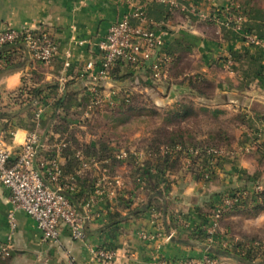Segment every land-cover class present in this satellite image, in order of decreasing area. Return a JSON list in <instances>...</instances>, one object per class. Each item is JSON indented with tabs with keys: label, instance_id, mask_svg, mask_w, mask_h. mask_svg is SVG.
Instances as JSON below:
<instances>
[{
	"label": "crops",
	"instance_id": "0c3cea01",
	"mask_svg": "<svg viewBox=\"0 0 264 264\" xmlns=\"http://www.w3.org/2000/svg\"><path fill=\"white\" fill-rule=\"evenodd\" d=\"M236 1L244 10L239 28L222 24V13L219 14L228 0H142L147 26L162 38V53L171 57L170 79L152 80L148 69L151 61L139 71L143 84L133 87L132 73L120 64L113 70L111 89L107 91L114 90L117 93L115 97L122 99V104L130 105L134 102L127 95L139 92L141 96L149 97L148 100L157 107L172 106V103L178 104V98L183 100L185 95H195L201 100H192L194 106L214 107L219 110V115L230 114L231 109L235 111L244 101L251 105L253 102L264 104V0ZM133 8V0H0V31L28 29L48 34L58 46L57 55L48 63L38 61L23 48L18 56L21 66L0 72V108L12 107V98L16 97V91L22 87L26 77L36 79L34 81L38 84L55 85V88L45 89L40 98L11 120V130H2L7 119H0L1 135L8 146L18 151L27 132L36 131L41 141L36 166L45 169L46 177L50 179L52 164L57 162L62 171V188L76 193L82 190L81 183L77 181L86 177V192L81 199L84 201L83 212L91 216L83 241L73 239L68 228L61 225L59 243H52L42 240V231L31 215L24 211L16 212L17 227L11 240L13 251L10 257L0 260V264H70L71 259L78 264H157L162 259H201L209 247L226 249L242 243L234 241L228 229L223 232L216 228L212 233L215 236H211L209 228L214 214L209 215L211 225L203 227L209 234L208 239L197 242L194 228L202 223V213L220 207V193L239 186L238 170L250 172L255 160L250 162L245 157L219 165L207 184L198 181L194 175L187 177L188 174H184L185 178L177 177L185 182L180 183L176 190L179 180L170 179L174 175L168 173L162 182L170 185L167 194L160 195L151 209L141 214L131 210L146 201L148 184L137 173L145 170L144 161L152 160L153 152L143 149L139 142L141 156L137 159L131 157L127 161H119L113 158L112 154L119 149L111 141L110 153L100 158L101 140L97 138L101 135L78 132L80 142L90 144L97 151L94 153L71 146L69 151L74 153L78 168L65 174L67 156L64 150L70 142L67 133L52 128L53 114L62 112L56 109L55 103L64 98L69 89L78 94L77 101L73 99L71 102V111L85 115L92 85V71L88 66L90 63L94 69L100 66V43L106 39L111 25ZM250 34L256 36L262 45L248 44L246 36ZM2 68L3 63L0 62V70ZM189 76L216 82L215 96L210 99L211 104L215 101L214 106L203 102L202 99L208 100L194 93L196 91L186 78ZM71 81L74 82L70 84ZM174 85L189 89L193 94L183 93L169 99ZM85 96L87 99L84 101ZM115 104L114 99L113 103L107 102L102 106L116 108ZM96 112L94 109L85 115L86 120L91 122ZM76 121L72 118L71 124ZM143 155L145 159L141 158ZM122 165L128 167L126 175L119 170ZM151 171L156 170L152 167ZM89 173L93 180L87 177ZM101 177L121 179L122 187L114 197H95L94 189ZM122 198L130 201V208L124 206ZM11 209L10 191L0 182V244L6 243L10 235L8 213ZM115 212H119L121 217L110 223V216ZM175 212L181 213L188 226L175 224L172 220ZM101 247L115 250V259L106 262L95 257L93 251ZM218 259L221 264L239 263L227 256Z\"/></svg>",
	"mask_w": 264,
	"mask_h": 264
},
{
	"label": "built area",
	"instance_id": "2783aa9c",
	"mask_svg": "<svg viewBox=\"0 0 264 264\" xmlns=\"http://www.w3.org/2000/svg\"><path fill=\"white\" fill-rule=\"evenodd\" d=\"M134 8L123 16L116 23L111 25L106 35V39L100 43L101 63L94 69L92 63L88 68L92 71L89 93V106L85 115L107 102L113 103L114 90L109 85L112 81L113 70L120 64L126 66L132 73L133 87H140L143 84L139 71H142L151 61L148 69L152 80H168L170 78L171 57L167 53H162V38L156 34L146 24V11L142 0H133ZM183 7V6H182ZM234 9V12H229ZM244 10L238 5L236 0H228L222 11V24L226 27H237L241 24ZM238 15H240L238 17ZM242 16V17H241ZM250 45H262V42L254 35L246 36ZM23 40L25 47L38 61L48 63L58 53V46L48 34H38L28 29L0 31V46L7 43H14ZM155 59V60H154ZM69 66V63H66ZM65 145V144H63ZM41 146L40 136L36 131H28L25 142L18 151L8 146L0 132V182L9 189L12 209L8 213L10 224V235L6 243L0 244V260L11 256L13 248L11 240L16 231L17 223L15 214L24 211L31 215L42 231V240L45 242L59 243L61 225H65L71 237L75 240L85 239V225L90 221V214L81 213L64 196L60 183L62 174L57 162H53L52 170L49 172L50 180L54 186L47 184L41 177V173L35 167V158ZM216 157L217 150H210ZM140 152L117 154L116 159L127 161L129 158H139ZM217 164V163H214ZM206 177H208L206 175ZM210 177V176H209ZM122 187L119 177L100 179L95 190V197L107 195L114 197L118 188ZM233 199L226 198L224 204L228 209ZM235 201V200H234ZM222 209L214 219L220 218ZM216 223L212 224V228ZM209 233L212 234L214 229ZM226 244V243H225ZM253 247L255 251L264 249V241L242 244V251L248 247ZM229 248V247H228ZM226 248V249H228ZM239 249V251H240ZM94 256L102 261H112L116 257V251L106 247L97 248L93 251ZM70 264H78L71 259ZM157 264H221L218 258H212L208 254L201 259L186 258L178 261L160 260Z\"/></svg>",
	"mask_w": 264,
	"mask_h": 264
},
{
	"label": "trees",
	"instance_id": "16d2710c",
	"mask_svg": "<svg viewBox=\"0 0 264 264\" xmlns=\"http://www.w3.org/2000/svg\"><path fill=\"white\" fill-rule=\"evenodd\" d=\"M224 8L222 9V11ZM229 12H234V9H231ZM222 12H220L219 15H221ZM24 46V41L23 40H18L17 42L14 43H7L2 46H0V62L3 63V68L0 70V72L4 71L7 72L8 70H13L21 66V61L18 58L19 54L21 53L20 51L23 50ZM170 79V78H169ZM168 79V80H169ZM34 78H24L23 80V85L21 88H19L16 91V97L12 98V107L9 106H4L0 108V119H7V122L3 124V129L4 131L11 130L12 126H10V122L12 119H14L16 116H18L21 112H23L25 109H27L30 104L35 100L40 98L42 93L45 91V89L51 87L55 88V85L50 86V84H38L36 83ZM188 83L190 86L197 92V94L203 96L206 99H211L209 94L205 93L204 89L206 88L203 87L201 88L199 86H195L196 82H201L197 78L194 77H188L187 78ZM203 82L208 84V81L202 80ZM71 81L70 84H72ZM30 83V85H29ZM32 83H35L37 85H33ZM203 86V85H201ZM129 93V92H128ZM66 96L63 98H59L56 103L55 107L56 109H61V113L57 114L54 113L52 116V128L58 132L62 133H67L69 135V142L70 144L67 145L66 150H64V154L67 156V163L65 166V174L68 175L72 172H74L78 168V162L75 159L74 153L72 151H69L71 149V146L76 147L77 149L83 148L88 151H93L96 153L97 150H94V148L91 147L90 144H85L80 142L77 134L78 132H81L80 129L77 128V126L71 124V119L74 118V115L76 113H73L70 109L71 107V102L72 100H76L78 98V94L76 92H73L69 89H67V92L65 94ZM129 96L131 97L130 99H133V102L131 105L130 103L128 104V109L129 112H124L122 116H134L130 113L135 112V110H138L139 116H147V115H158V108L155 104H152L148 99H143V95L141 96L140 94L137 93H129ZM135 96H141L140 98L143 99V101L135 99ZM87 99V96L83 98L85 101ZM137 101H140L137 103ZM134 104V107H132ZM122 105V104H121ZM104 107V106H103ZM10 108V109H9ZM12 108V109H11ZM116 109V108H112ZM117 110V109H116ZM99 111L97 109V114H99ZM126 111V110H125ZM210 112L214 117L219 116V110L218 109H211L206 106H201L197 108V106H194V102L188 101L187 103H180L178 108H176L174 111L170 112V117H165L164 121L169 123L172 119L177 118V119H185L188 115H191L192 113H200V112ZM123 112V111H122ZM127 113V114H126ZM122 116L116 117L115 120H121L123 119ZM238 118V117H237ZM242 123H247L245 120ZM248 126V125H247ZM201 136L202 138H200ZM229 135L225 133V129H218L217 132L215 133H209L207 137H205V133L200 132L194 133L190 130H186L184 128H177V129H170V130H163L161 127H157L156 134L149 140L150 142V147L151 150L150 152H153L152 160H145V170L143 172H138L137 174L140 176L139 178H145L147 181V191H146V201L141 203L138 207L135 209L131 210L135 214H141L144 212H147L151 209L153 206L155 200L157 201L160 198V195H166L168 191V186L165 187L164 189L160 188L162 182H165V177L168 173L174 174V172H186L192 170L194 172L195 178L198 181H206L208 178L205 177V174L202 173V170H200L202 167L206 168L207 172H212L213 174L216 173V168H211V167H219V164H213V165H208L209 161L213 159V154L210 152L211 149H220L221 146H219L221 143H227L229 140ZM100 148H99V156L100 158L107 156L110 153V144L109 141L102 140L99 142ZM109 144V145H108ZM65 148V147H64ZM40 149V147H39ZM39 149H38V154L35 158V167L37 170L41 173V177L43 180L52 186H54V183L51 182L50 179H48L45 174V169H39L36 166L37 163V157L39 155ZM166 151V153L162 158L160 157V151ZM178 155H174L177 154ZM172 154V155H171ZM181 155V156H180ZM190 158L191 162L189 165L185 164L182 159L184 158ZM112 158V157H111ZM115 158V157H113ZM114 160V159H113ZM206 163V166L204 164ZM195 165H200L199 167ZM211 166V167H208ZM155 168V172L151 171V168ZM208 167V168H207ZM196 173V174H195ZM240 173V172H239ZM90 180H93L92 174L89 173ZM103 178V177H101ZM98 179V183L100 179ZM247 180L245 181L244 184L231 188L228 190L223 191L220 193L218 196V200H220L221 204H224L223 200L226 199L224 196L228 197H234L240 198L239 201L241 200L242 203L239 205L236 204L231 210L225 211L224 213L222 212L221 214V221L226 216H230L236 211H242L245 210L246 206L244 205L245 200H243L244 193L247 191L249 193L252 191L254 194L253 200L255 205L252 207L253 214L251 215L252 217H257L259 214H261L264 211V190L259 193H254V186L251 187L252 182H254L253 175H250L249 172H247ZM87 179L83 180H78L77 183H81L82 185V190L78 193L75 191H72L70 189L64 188L62 193L64 194L67 199L80 211L81 213L83 212L84 209V201H82L81 197L85 194V185H87ZM76 183V184H77ZM97 188V186H96ZM94 189V195H95V190ZM229 192V193H228ZM228 193V194H226ZM123 199V198H122ZM124 200V206L127 208H130V201ZM237 200V199H235ZM242 204V205H241ZM224 206V205H222ZM213 211H215V207L211 209L208 213H202L201 219L202 223L200 225H197L196 228H194V232H196L195 235V240L200 241L201 239H208L209 234L203 227L210 226V218L209 215L211 216ZM138 216V215H137ZM121 217V214L119 212H115L110 216L109 222L111 223L112 221L119 219ZM172 220L175 222L176 225H179V220L177 217H172ZM185 220V218H184ZM88 223V222H87ZM86 223V225H87ZM109 224V223H108ZM85 225V228H86ZM106 225V224H105ZM218 235V233L216 234ZM211 236H215V234H212ZM243 239L246 241L243 243H250V245H253L256 243L258 240L257 238H251L245 236ZM236 244L234 245L237 246L238 248H242V244ZM233 248V247H230ZM207 254L212 257V258H220L222 256H230L231 258H234L237 262L241 264H264V258L262 260H258V254L253 247H248L245 251L240 252H233L230 251L229 249H220L218 247H211L210 249H206ZM264 253V249H263ZM262 255V254H261Z\"/></svg>",
	"mask_w": 264,
	"mask_h": 264
},
{
	"label": "rangeland",
	"instance_id": "374dc122",
	"mask_svg": "<svg viewBox=\"0 0 264 264\" xmlns=\"http://www.w3.org/2000/svg\"><path fill=\"white\" fill-rule=\"evenodd\" d=\"M194 77V76H189ZM188 78V77H186ZM185 79V78H184ZM206 81V80H205ZM216 82H209L208 84L203 82H196L195 86H199V84L203 85L200 87L204 89L205 93L209 94L210 97L213 98L215 96V84ZM139 94V92H136ZM197 93V92H194ZM184 95V94H183ZM123 96V95H122ZM127 97L131 98L129 94ZM141 96H135V99L143 101V99H149V97H145V94L140 98ZM178 98V104L172 103V106L169 104L166 106H159L158 108V115H147V116H139L138 110L133 113H130L132 116H122L124 112H129L128 109V103L122 104V99L115 97V106L117 105L116 109H113L108 106H101L96 107V109L100 110L99 114L97 112L94 116L93 120L89 122V120H86V116L84 117L83 114H75L74 119L77 121L74 123L75 126H77L78 129H80L83 132H90L91 135H101V138H97L98 140H105L111 141L112 143L118 145V149L115 153H113V157L116 158L117 154L120 152H138L140 151L139 144L143 147V149H151L150 147V139L156 134L157 127H161L163 130H170V129H177V128H184L186 130H190L194 133H200L204 132L205 137L208 136L209 133H215L218 131V129H225V133L229 135V141L227 143H221L219 146L220 149H214L217 150L216 157L214 156L213 159H211L208 163V165H213L214 163H217L219 165H225L231 160L234 162L237 161V159L245 158L247 157L250 162H253L255 160V166L253 169L249 172L250 175H253L254 182H252V186H254V193H259L264 190V104L261 102H253V105H251L250 102L244 101L240 104L239 107L236 108L235 111L233 109L230 110V114L225 113L224 115L220 114L218 117H214L210 112H200L188 115L185 119H172L169 123L164 121L165 117H170V112L174 111L178 106L179 103H187L191 100H201L198 99L197 96L193 95H185V97L179 100ZM203 100L205 103L211 104V100L207 99ZM210 100V101H209ZM140 101L139 104L141 103ZM128 102V101H127ZM215 101H212L214 104ZM122 104V105H121ZM211 104V106L213 105ZM87 106V105H86ZM214 106V105H213ZM134 107V104L133 106ZM86 108V107H84ZM214 108V107H213ZM212 108V109H213ZM211 109V111H212ZM87 110V109H86ZM126 110V111H125ZM123 111V112H122ZM126 113V114H127ZM122 116L123 119L121 120H115L116 117ZM238 117V118H237ZM246 121L247 123H242L243 121ZM248 125V126H247ZM202 138L201 136H199ZM141 147V148H142ZM256 149V151H255ZM213 150V149H212ZM151 151V150H148ZM255 151V152H254ZM166 151L161 150L160 157L162 158L166 153ZM211 152V151H210ZM174 153V155H178ZM252 154V155H251ZM172 155V154H171ZM181 156V155H180ZM110 158V156H109ZM142 159H145V155L141 157ZM184 163L190 164L191 159L190 158H184ZM206 163L204 166H206ZM216 164V165H217ZM126 165V164H125ZM191 165V164H190ZM120 166V165H119ZM199 167L198 165H195ZM249 166V165H248ZM211 167V166H208ZM207 167V168H208ZM211 168H218L217 167H211ZM119 170L121 173L126 175V172H128V167L122 165L119 167ZM118 170V171H119ZM194 170V168L192 169ZM186 171V172H174V176L170 179H177L179 183H177L178 186H175L174 190L180 186V183L185 182V180L178 179L177 177L185 178L193 176L194 172ZM200 170H202V173L205 174L208 178L205 183H209L211 179L213 178V171L207 172L206 168L202 167ZM195 171V170H194ZM240 172V173H239ZM247 170H238V183L239 186L244 184L247 180ZM184 174H188L186 176H183ZM196 174V173H195ZM196 175H194L195 177ZM210 176V177H209ZM204 183V184H205ZM169 184V183H168ZM168 184L162 183L160 188L164 189L167 187ZM170 186V185H169ZM168 186V188H169ZM144 187V186H142ZM147 189V188H146ZM229 193V192H228ZM226 193V194H228ZM254 194L252 191L247 193V191L244 193V205L246 206L245 210H240L234 212L230 216H226L221 223H218L220 218H216L213 221V224L216 223V226L213 228L211 227V231L216 228H219L220 231H227L230 233V235L234 238V241H242L245 242L246 240L243 239L245 236L251 237V238H257L260 239L257 242L264 241V211L259 214L257 217H252L253 214L252 207L255 205L253 196ZM240 198L239 196H237ZM224 198H230L233 199L232 204H230L228 209L226 208L225 204L220 205V207H215V211H213L212 215L214 214V217L216 214H218L219 209H222V212L231 210L236 204L242 203V201L238 198L234 197H228L227 195L224 196ZM237 199V200H235ZM241 199V198H240ZM225 200V199H224ZM223 200V202H224ZM235 200V201H234ZM221 204V202L219 203ZM242 205V204H241ZM210 211V210H209ZM177 219L179 220V226L186 227L188 226L186 222H184L183 216L180 212L174 213ZM220 214V215H221ZM221 217V216H220ZM219 224V225H218ZM230 251L237 252L240 248L235 246L234 248H228ZM242 249H240V252ZM260 255L258 256V260H262L264 258L263 250L256 251ZM262 254V255H261ZM234 264H239L235 263ZM241 264V263H240Z\"/></svg>",
	"mask_w": 264,
	"mask_h": 264
},
{
	"label": "water",
	"instance_id": "95a60500",
	"mask_svg": "<svg viewBox=\"0 0 264 264\" xmlns=\"http://www.w3.org/2000/svg\"><path fill=\"white\" fill-rule=\"evenodd\" d=\"M24 48L26 49V50H28L27 49V47H25L24 46ZM193 94V92L191 91V90H189V89H186V88H183L182 86H180V85H174L173 87H172V89H171V91H170V94H169V99H172L173 97H176L177 95H179V94ZM211 247H209V249H210ZM227 257H230V256H227ZM234 259V258H233Z\"/></svg>",
	"mask_w": 264,
	"mask_h": 264
}]
</instances>
